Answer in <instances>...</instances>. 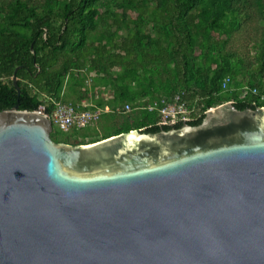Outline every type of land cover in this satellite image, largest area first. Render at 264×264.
Returning a JSON list of instances; mask_svg holds the SVG:
<instances>
[{"label": "water", "instance_id": "water-1", "mask_svg": "<svg viewBox=\"0 0 264 264\" xmlns=\"http://www.w3.org/2000/svg\"><path fill=\"white\" fill-rule=\"evenodd\" d=\"M52 133L0 113V264H264V107L90 145Z\"/></svg>", "mask_w": 264, "mask_h": 264}, {"label": "trees", "instance_id": "trees-1", "mask_svg": "<svg viewBox=\"0 0 264 264\" xmlns=\"http://www.w3.org/2000/svg\"><path fill=\"white\" fill-rule=\"evenodd\" d=\"M254 89L264 91V0H0V113L107 110L102 121L122 123L94 136L102 141L182 127L160 126L159 110H147L161 99L182 95L202 113L188 123L197 126L228 102L264 107ZM126 105L132 112H116Z\"/></svg>", "mask_w": 264, "mask_h": 264}, {"label": "built area", "instance_id": "built-area-1", "mask_svg": "<svg viewBox=\"0 0 264 264\" xmlns=\"http://www.w3.org/2000/svg\"><path fill=\"white\" fill-rule=\"evenodd\" d=\"M229 83L230 79L226 78L222 85L223 90H227ZM253 95L258 97L259 105L264 104V91L260 93L254 89ZM82 106L86 107L87 105L83 103ZM79 109L78 106L63 105L57 107L49 114L45 106H40L34 113L47 117L51 121L52 126L63 133L84 130L93 123L99 122L102 119L103 113H107V110L105 112H96ZM147 110L149 112L159 110V125L163 127H176L180 124L186 125L202 117L200 111L189 109V103L183 99L182 95H176L170 100L161 99L160 102H155L152 106H149ZM116 112L130 113L132 109L129 105H126L122 109H117ZM207 112L203 113V115L205 116Z\"/></svg>", "mask_w": 264, "mask_h": 264}, {"label": "rangeland", "instance_id": "rangeland-1", "mask_svg": "<svg viewBox=\"0 0 264 264\" xmlns=\"http://www.w3.org/2000/svg\"><path fill=\"white\" fill-rule=\"evenodd\" d=\"M239 45V44H238ZM240 46V45H239ZM243 49V48H242ZM90 79L87 80L86 85L87 87H91L92 84H94V82L92 81L95 77L94 75H90L89 77ZM68 87H66L67 89ZM68 93L67 90H65L64 95H66ZM111 92H109L108 90H100L99 91V97L107 99L111 97ZM71 99H74L73 96L70 94ZM86 105H90V102H84ZM122 123V119H105V120H101L99 122L93 123L91 126H89L88 128L84 129V130H80L77 131L75 133H73V135L75 136V138H73L72 133H63L61 131H59L58 129L53 127V135L54 137L52 139H54L55 141H61L60 139H71L69 140V144L67 145H72V146H76L77 144H80L82 141H85V143H89L96 140H100V137H94V136H103V134L105 135V133L108 132V130H111L112 128L116 127V125L121 124ZM86 137V140L84 139ZM93 139H92V138Z\"/></svg>", "mask_w": 264, "mask_h": 264}, {"label": "flooded vegetation", "instance_id": "flooded-vegetation-1", "mask_svg": "<svg viewBox=\"0 0 264 264\" xmlns=\"http://www.w3.org/2000/svg\"><path fill=\"white\" fill-rule=\"evenodd\" d=\"M183 126V125H182ZM177 129V128H176Z\"/></svg>", "mask_w": 264, "mask_h": 264}]
</instances>
